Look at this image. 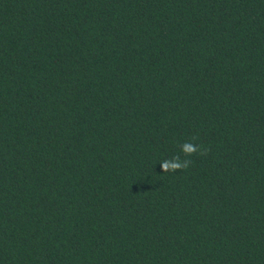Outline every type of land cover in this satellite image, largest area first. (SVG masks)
Here are the masks:
<instances>
[{"label":"trees","instance_id":"obj_1","mask_svg":"<svg viewBox=\"0 0 264 264\" xmlns=\"http://www.w3.org/2000/svg\"><path fill=\"white\" fill-rule=\"evenodd\" d=\"M0 264H264V0H0Z\"/></svg>","mask_w":264,"mask_h":264},{"label":"clouds","instance_id":"obj_2","mask_svg":"<svg viewBox=\"0 0 264 264\" xmlns=\"http://www.w3.org/2000/svg\"><path fill=\"white\" fill-rule=\"evenodd\" d=\"M195 139V137L193 138ZM201 146L190 142L180 144V151L184 156H191L200 151ZM206 152V149L204 150ZM203 154V153H202ZM191 161L181 160L180 155L173 156L172 159L162 160L160 168L162 172H175L177 170L187 169Z\"/></svg>","mask_w":264,"mask_h":264}]
</instances>
